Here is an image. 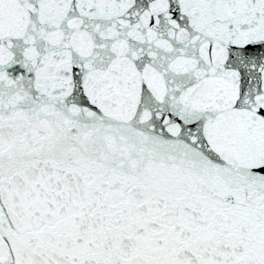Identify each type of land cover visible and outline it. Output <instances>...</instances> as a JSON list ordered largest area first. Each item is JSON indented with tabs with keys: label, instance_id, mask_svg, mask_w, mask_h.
<instances>
[{
	"label": "water",
	"instance_id": "water-1",
	"mask_svg": "<svg viewBox=\"0 0 264 264\" xmlns=\"http://www.w3.org/2000/svg\"><path fill=\"white\" fill-rule=\"evenodd\" d=\"M2 252L264 264V0H0Z\"/></svg>",
	"mask_w": 264,
	"mask_h": 264
},
{
	"label": "bare ground",
	"instance_id": "bare-ground-1",
	"mask_svg": "<svg viewBox=\"0 0 264 264\" xmlns=\"http://www.w3.org/2000/svg\"><path fill=\"white\" fill-rule=\"evenodd\" d=\"M10 254H12V251L10 250ZM15 263V260H14V256H13V261L11 262H6V263H1V264H14Z\"/></svg>",
	"mask_w": 264,
	"mask_h": 264
}]
</instances>
